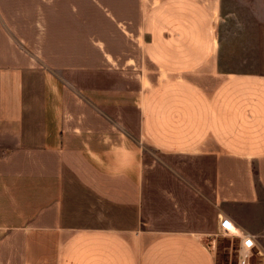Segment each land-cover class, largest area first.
Returning a JSON list of instances; mask_svg holds the SVG:
<instances>
[{"label": "crops", "instance_id": "1", "mask_svg": "<svg viewBox=\"0 0 264 264\" xmlns=\"http://www.w3.org/2000/svg\"><path fill=\"white\" fill-rule=\"evenodd\" d=\"M264 231V0H0V264H217Z\"/></svg>", "mask_w": 264, "mask_h": 264}, {"label": "rangeland", "instance_id": "2", "mask_svg": "<svg viewBox=\"0 0 264 264\" xmlns=\"http://www.w3.org/2000/svg\"><path fill=\"white\" fill-rule=\"evenodd\" d=\"M256 233V232H255ZM256 234L261 235L262 232ZM217 264H238L240 240L233 236L222 234L217 237L213 243ZM250 264H264V239L259 241V249L255 250L254 255L250 259Z\"/></svg>", "mask_w": 264, "mask_h": 264}, {"label": "built area", "instance_id": "3", "mask_svg": "<svg viewBox=\"0 0 264 264\" xmlns=\"http://www.w3.org/2000/svg\"><path fill=\"white\" fill-rule=\"evenodd\" d=\"M227 221L222 223V228L227 235H233L240 240L239 262L238 264H250V259L259 249V241L264 239V231L261 235L252 232L235 233L226 227Z\"/></svg>", "mask_w": 264, "mask_h": 264}, {"label": "bare ground", "instance_id": "4", "mask_svg": "<svg viewBox=\"0 0 264 264\" xmlns=\"http://www.w3.org/2000/svg\"><path fill=\"white\" fill-rule=\"evenodd\" d=\"M226 227L229 228L231 231L237 233L236 229L234 228V226L231 223L227 222Z\"/></svg>", "mask_w": 264, "mask_h": 264}]
</instances>
